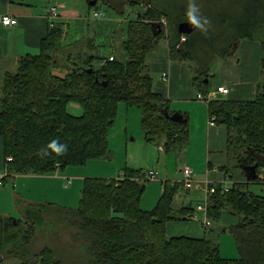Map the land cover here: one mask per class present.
<instances>
[{
    "label": "trees",
    "instance_id": "1",
    "mask_svg": "<svg viewBox=\"0 0 264 264\" xmlns=\"http://www.w3.org/2000/svg\"><path fill=\"white\" fill-rule=\"evenodd\" d=\"M128 2L134 6L136 0ZM195 3L198 17L202 23L206 18L207 23L196 27L184 42L178 26L188 22L189 6L177 0L171 7L159 5L156 0L145 1L151 4L150 9L139 13L140 17L129 25L130 37L124 47L126 62L113 57V61L109 58L94 68L93 58L79 57L81 64L68 61L72 68L65 77L53 73L57 63L53 52L58 50L55 42L61 37L56 35L53 39L57 29L50 26L41 53L22 57L17 72L6 74L3 80L0 136L4 139L6 159H13L6 162L8 177L47 175L106 159L110 152L107 136L120 103L142 110L147 141L166 140L168 149L184 147L188 126L172 122L162 113L168 104L152 92L146 55L157 50L161 39L168 38L172 59L185 62L187 58L198 64L194 86L198 93L206 95L209 82L205 78L209 77L213 60L227 59L243 40H257L264 48V0ZM164 16L166 23L162 21ZM261 65L264 73V59ZM69 104L81 106L83 114L71 115L67 111ZM208 108L210 117L227 127L239 166L258 164L257 174L262 173L264 84L255 101L220 98ZM62 145L67 146L66 151L58 152ZM147 182L143 170L124 168L116 180L87 179L77 208L33 205L25 211L24 220L0 216V264L8 259L17 260L18 264H42L39 254L32 257L30 241L26 240L32 226L42 223L46 207L76 221L78 234L88 245L95 264H264V195L249 189V184L264 185L259 177L251 182H235L227 193L218 187L208 199L210 220L219 221L226 209L241 219L231 229L240 253L238 259L222 258L219 245L207 237L168 238L166 224L178 220L177 213L187 216L191 209L176 211L173 204L182 185L164 182L157 205L150 211L143 210L141 199Z\"/></svg>",
    "mask_w": 264,
    "mask_h": 264
},
{
    "label": "crops",
    "instance_id": "2",
    "mask_svg": "<svg viewBox=\"0 0 264 264\" xmlns=\"http://www.w3.org/2000/svg\"><path fill=\"white\" fill-rule=\"evenodd\" d=\"M60 1L62 4L55 6L60 10V12L58 10L59 17L58 20H56V22L53 23V21H50L48 17L49 10L52 8L51 6L43 8L34 4H30L28 3L27 0L26 1L0 0V16L9 15L17 19V25H14L12 27H5L0 23V41H1L0 69L7 67L10 62L9 59L10 30H14L11 33L12 36H22L23 43L25 46H27V49L30 48L39 49L40 52L37 54L39 55L41 53L43 40L47 38L49 30L51 28L50 27L51 23L54 24L53 28L57 29L55 31V35L53 39L57 37L56 35H60L61 37L56 42L55 40H53L57 45L58 48L57 52L60 49H62L64 53V57L66 58L67 62L71 61L72 55H78V57L80 56L84 57L82 55V52H80V49L84 50L85 48L91 54L90 57H86V58H93L94 63L96 62L95 60H97L98 58L102 59L99 60V62H96L97 64H99L100 62H106L111 57H117L115 53H112V51L108 55L105 54L104 51L103 52L99 51L100 47H102L101 44L103 43L100 41V39L101 37H104L105 34L111 32V30L109 29L113 26L112 21L104 20L107 18V16L106 18L95 19L92 17L91 13L94 9H99L97 8L99 3L109 6L117 5L118 13H123L125 11V8L123 7L124 5L123 1L118 3L119 0H113V3L110 5L108 0H98L96 6H91L89 5V2L87 0L88 15L85 19H83L82 16L80 15L81 13L80 11L71 10V12H65L64 4L62 0ZM154 1L155 0L148 1V3H152ZM126 2L129 3L127 0ZM141 3L145 4V2H141ZM92 20H94L93 22H97L94 26H91ZM134 21L135 20H131L130 22H134ZM74 24H76L75 25L76 28L73 27ZM92 29L97 30V32L94 33V36L91 35ZM181 37L186 38L185 35H181ZM85 38L87 39L84 43L83 40ZM162 40H166L167 42V45L162 48V55L161 56L157 55L159 58L153 57L151 59H148L150 55L154 54L153 52H149L145 57V62H146L147 70L151 67L154 73H157L158 75L161 76V81H159L158 83H154L153 81L152 84L153 94L160 96L162 100L168 104V108L171 112L173 113L179 112L187 119L188 141L186 144L189 147L190 151L192 148L196 149V152L194 153L193 157L186 160V165H187L186 167L191 168L194 174H196L195 181L198 183V185H200V188L191 189L193 191L186 190L187 193H192L191 198L193 200L191 202H189L188 200L187 202L186 201L183 202L184 205L185 203H187L188 206L182 207V208L191 209L187 212V216H183L186 217L185 219L190 220L191 217L194 215L193 203H195V205L198 204L208 205L209 197L206 193L207 181L210 182L209 183L210 185L211 184L221 185L225 180L226 176H230L231 177L230 183L232 184L235 182L246 183L248 182L247 175L249 173L247 170H244L245 168L239 166V164L236 161H234L236 164L231 163L230 158H231L232 147L229 146V131L227 127L219 125L218 123H216V125L214 126L210 125L211 117L208 106L205 103H204L205 105H203V102L198 101L196 97L197 95L193 97L191 87L194 85V80L191 78L190 75L184 72V68L181 67L179 63L178 66H175L173 64L172 61L174 60L171 58L169 40L168 38ZM246 41L248 42L245 43V40L242 41L244 42L242 47H244V54L246 58L247 68L249 70H250L251 62H254V67L252 68V71L249 72V77L245 76L243 72H241L240 74L239 73L232 74L229 85L219 83L212 89H209L210 92L215 91L220 86H225L230 89V93L228 95L230 101L251 102L257 99L258 93L261 88V85L258 81H259V74L261 73V67H262L261 64L264 59L263 58L264 56H262L261 54L263 46L261 45L262 46L261 47L256 43H252L253 44L252 45L251 41L249 40ZM125 43L126 41L123 44ZM66 44L70 45L71 49H73L71 50V52L70 50H68L67 48L68 46H65ZM160 45L163 46V44L159 42L158 47ZM239 48H241V46H238L236 48L235 53L229 56L227 59L225 60L220 59V60L222 61L229 60V62L234 61V63L242 66L240 60L237 61ZM106 49H110V48H106ZM37 55H32L28 52L25 56H37ZM25 56H20V57L17 56L16 60L13 61V64L17 67V70L19 67L20 59ZM78 63L81 64V61H79ZM181 63L183 62H180V64ZM65 69L69 70L67 67H65ZM231 73L233 72L231 71ZM6 74H4L3 80ZM164 74L167 75L166 82L162 80V76ZM208 78H211V76L209 75ZM237 80L240 81L237 82ZM126 108L131 109L127 106ZM140 126L142 132H144L141 121H140ZM159 151L164 152L163 147H159ZM234 156H235V151L233 153V157ZM8 159H6L5 157L4 139L2 136H0V175L9 173L7 170V163H6ZM165 163H166V168L162 171L163 173L160 174H162L165 177V179H167L168 176L170 175L167 158L165 159ZM85 166H81V167H85ZM219 166H221L220 169H218ZM126 168L132 170L144 171L142 165L135 160L128 161ZM155 173L157 174V171ZM7 177L5 178L4 186L0 187V216L11 217L16 220H24V214L26 208L28 206H33V205L52 204L61 208H68V207H70L69 209L77 208L79 206V202L81 199L84 183L87 179H90V177H87L84 174L77 173L76 169H72V167H67L63 170L58 169L54 173L47 175L23 174V175H11L8 178ZM260 177L263 180L262 182H264V175L261 174ZM101 179L108 180L110 178H106V176H103L101 177ZM164 182H170L171 184L181 183L180 181H176V180H165ZM182 190H184L183 187ZM26 192L28 193V195L25 194ZM160 192H161L160 196H156V195L153 196L154 205L156 201L160 199L159 197H161L162 189ZM60 193L63 194L74 193L75 196L73 195V198H71L73 202L71 204H67L66 201L61 202V200H58L57 197ZM52 195H54L56 199H51L50 197ZM76 201H78V204H76L75 206ZM226 211L229 210L226 209ZM197 212L201 213L202 215L204 214L203 215V217L205 216L203 222L204 226L206 222H210L205 212L203 211H197ZM223 214L224 212L222 213L221 219L222 221H225L228 225H230L228 228L235 227L241 221V219L238 216L235 217L236 215L232 214V212L231 214L230 213H226V215ZM171 222L173 221L168 222L165 227V234L168 238L186 237L190 239L201 240L205 237L209 238L210 236L209 232H205L204 236L201 238H193L188 236L170 237L168 235L171 233L172 230V226L170 224ZM5 264H18V261L8 259L5 261Z\"/></svg>",
    "mask_w": 264,
    "mask_h": 264
},
{
    "label": "rangeland",
    "instance_id": "3",
    "mask_svg": "<svg viewBox=\"0 0 264 264\" xmlns=\"http://www.w3.org/2000/svg\"><path fill=\"white\" fill-rule=\"evenodd\" d=\"M17 1V0H15ZM26 1V0H25ZM28 3L37 5L39 7H55L61 3L60 0H27ZM126 1V0H125ZM124 2L123 7L125 11L123 13H118V6H109L102 3L98 4L100 10L106 12L107 18L104 20L112 21L113 26L109 29L111 30L110 33L105 34L104 37H101L100 41L103 42L101 44L99 51L105 54L115 53L117 58L120 61L126 62L128 60L127 54L124 52L125 41L129 40L128 29L131 20H137L139 13L145 12L146 10L150 9V5L144 3H138V0L135 2V6H131L127 2ZM128 1V0H127ZM132 1V0H131ZM135 1V0H133ZM143 1V0H140ZM146 1V0H145ZM143 1V2H145ZM159 5H163L166 7H171L174 5L176 0H156ZM181 1L184 6H190L193 0H177ZM65 12H71V10L80 11V15L83 19H85L88 15V7H87V0H62ZM134 4V3H133ZM143 4V6H142ZM150 6V7H149ZM57 10H59L57 8ZM60 12V10H59ZM162 21L166 23V17H162ZM58 20V18L56 19ZM53 21V23L56 22ZM91 21V26H94L97 22ZM130 22V23H129ZM159 23V22H158ZM74 24V28H76ZM14 30H10L9 36V59L10 62L7 67L0 69V102L2 99V86H3V76L6 73L15 74L17 72V67L13 64V61L16 60L17 56H25L28 52L32 55H37L40 50L39 49H27V46L23 43L22 36H12L11 33ZM96 29L91 30V35L94 36L96 33ZM171 37V36H170ZM87 38L83 40L85 43ZM166 39V38H163ZM69 41V40H67ZM1 42V41H0ZM248 41L245 40V43ZM160 43L163 46H159L156 51H154L152 55L149 56L148 59L153 57H158L157 55H162V48L167 45L166 40H160ZM252 43H256L260 45L259 41H251ZM244 42L240 44L241 48L238 50V57L237 61L240 60L242 66L234 63V61H222L220 59L213 60L211 64L209 75V84L208 88L212 89L217 84H228L231 80L232 74H240L243 72L245 76L249 77V72L252 71L254 67V62L250 64V70L247 68L246 58L244 54V47H242ZM253 45V44H252ZM64 46V45H63ZM68 46V50L71 49L70 45ZM110 46V47H109ZM262 47V46H261ZM110 48V49H106ZM178 48V47H177ZM161 51V52H160ZM171 51V49H170ZM69 52V53H70ZM82 55L81 59H85L86 57H90V53L86 48L84 50L80 49ZM160 52V53H157ZM56 54L55 59L57 63H55V67L53 68V73L55 75L65 77L68 74V71L72 68L71 65H68L66 58L64 57V53L62 49L58 52H53ZM68 53V54H69ZM262 56H264V48H262L261 52ZM106 56V55H103ZM159 58V57H158ZM172 58V57H171ZM264 58V57H263ZM174 60V59H173ZM187 60V61H186ZM81 61L78 55H72L71 63H78ZM236 61V62H237ZM175 66L181 65L184 68V72L190 75L191 78L194 80L196 77L195 69L199 68L198 64L192 62L191 60L185 58V62L180 64V61H172ZM67 67L69 70L65 69ZM94 68H99V64L95 62L93 65ZM149 75L152 76L154 83H158L161 81V76L157 73L152 71L150 67L148 69ZM231 71L233 73H231ZM63 75V76H62ZM229 80V81H228ZM233 81V80H232ZM240 80H237L239 82ZM260 85L264 84V73L261 67V73L259 74V81ZM193 97L197 95V91L195 86L191 87ZM210 92V91H209ZM224 100H229V96H221ZM203 105H205L203 103ZM173 110V109H172ZM67 111L76 117H80L83 114V110L81 106L78 104H69L67 107ZM173 114V113H172ZM140 121L142 123V110L137 107H131V109L126 108L124 103H120L118 109V116L117 119L109 130L107 140H108V148H109V155L104 160H95L91 161L89 165L85 167H72V169H76L77 173L84 174L90 178H98L106 176V178H110L108 180H116L122 176L123 169L126 168L127 162L131 160L138 161L142 168L144 169L145 173L148 172H156L157 171V178L156 180L149 181L146 183V189L141 199V208L145 211L152 210L155 205L153 204V196H160L161 185L162 182L165 180H176V181H183V169H185L186 160L193 157L196 149L189 150L187 144L183 148H176L168 149L164 140H153L147 141L145 139V133L142 132ZM166 142V140H165ZM235 142V141H234ZM231 150V163L236 164V161L233 157L234 147ZM159 147H163L164 152L159 151ZM191 152V153H190ZM168 159V166H169V173L167 179L160 174L163 173L162 171L166 168L165 159ZM230 167V166H229ZM231 169V168H230ZM262 173L259 175H264V169H262ZM196 175V174H195ZM107 180V179H105ZM264 183V182H263ZM5 184V182H4ZM183 186V185H182ZM232 186V185H230ZM249 189L251 191H255L258 194L264 195V185L259 184H249ZM185 190V189H184ZM182 190V187L175 197L174 201V208L176 211L180 210L182 207L188 206L187 200L191 202L193 199L191 198L192 193H187L186 190ZM193 191V190H191ZM25 194L28 195L26 192ZM74 193L72 194H63L60 193L57 197L58 200L61 202H65L67 204H71L73 201ZM75 196V195H74ZM51 199H56L54 195L50 197ZM160 198V197H159ZM45 200V199H42ZM78 204V201H76ZM33 206H28L26 208L29 209ZM197 205L193 203L194 215L191 217L190 220L185 219L186 217H181L177 213L178 220L171 222L172 230L171 233L168 235L172 236H188L193 238H201L204 236L205 232H209V238L214 242L215 245H219L220 247V254L221 257L224 259H238L240 258V253L235 241L233 234L231 233V228H228V225L225 221H212L208 218L211 222V227L206 229L203 225L205 216L196 211ZM70 208V207H68ZM45 212L43 221L40 225L32 226L33 229L30 232L29 239L26 241H30L31 245V253L32 257L35 258L37 254L41 256L42 264H95L92 261V257L88 253V245L85 244L83 238L78 234V229L75 226L76 221H72L69 217L59 214V212L55 208H47ZM229 210V209H228ZM226 213H230L231 211H224L223 215ZM234 216V215H233ZM198 217V219H197ZM237 217V216H235ZM183 221V222H182ZM30 226H26L28 229ZM26 230V229H25ZM226 230V232H225ZM180 232V233H179ZM225 232V233H224ZM38 256V257H39Z\"/></svg>",
    "mask_w": 264,
    "mask_h": 264
},
{
    "label": "built area",
    "instance_id": "4",
    "mask_svg": "<svg viewBox=\"0 0 264 264\" xmlns=\"http://www.w3.org/2000/svg\"><path fill=\"white\" fill-rule=\"evenodd\" d=\"M92 17L95 19H100V18H106L107 14L106 12L100 10V9H94L92 11ZM49 20L50 21H54L59 17V13L57 10V7H52L49 10ZM0 23L2 25H4L5 27H12L14 25H17V19H15L14 17H11L9 15H2L0 16ZM54 24L51 23V26H53ZM186 40V38H182V41L184 42ZM180 46H178L179 48ZM111 61H113V57L110 58ZM162 80L164 82L167 81V75L164 74L162 76ZM230 93V89L225 87V86H220L218 87L215 91L210 92L208 94H203V93H198L197 94V100L200 102L205 103L207 106H209V104L213 101L218 100L221 96H228ZM210 125L214 126L216 125V120L215 117L211 118L210 121ZM8 162H12L13 159L9 158L7 160ZM221 166L218 167V169H220ZM8 173H5L3 175H0V187L4 186V182H5V178L7 177ZM183 175H184V179L183 181H181V184L183 185L182 187L185 190H191V189H198L200 188V185H198V183L195 181V174L193 172V170L189 167H185V169H183ZM259 180L263 181L260 177V175L258 176ZM157 178V174L153 171L146 173V179L149 181H153L156 180ZM231 182V177L230 176H226L225 180L223 181V183L221 185H214V184H209L210 182L207 181V195L208 197H210L211 195L215 194L217 191V188L220 187L222 189L223 193H227L230 190V186L232 183ZM207 209H208V205L207 204H198L196 207V211H203L206 213L207 215ZM206 228H209L211 226L210 222H206L205 223Z\"/></svg>",
    "mask_w": 264,
    "mask_h": 264
},
{
    "label": "water",
    "instance_id": "5",
    "mask_svg": "<svg viewBox=\"0 0 264 264\" xmlns=\"http://www.w3.org/2000/svg\"><path fill=\"white\" fill-rule=\"evenodd\" d=\"M149 1H153V0H149ZM88 2H89V5L96 6L98 3V0H94V1L88 0ZM159 29H160V26H159ZM195 31H196V26H193L189 22L182 23L178 26V32L180 35H185V36L191 35ZM235 51H236V49L231 53V55L234 54ZM90 72H92V70H90ZM208 81H209V78L206 77L205 82L208 83ZM162 113L164 114V116L167 119H169L172 122L182 123V124H187V122H188L187 119L182 114H180L179 112H175L173 114H170L168 108H165L164 110H162ZM244 168H245L244 170H247L249 173L247 175V179L249 181L256 180V178L258 177V174H257L258 164L254 165V166H250V167H244Z\"/></svg>",
    "mask_w": 264,
    "mask_h": 264
},
{
    "label": "clouds",
    "instance_id": "6",
    "mask_svg": "<svg viewBox=\"0 0 264 264\" xmlns=\"http://www.w3.org/2000/svg\"><path fill=\"white\" fill-rule=\"evenodd\" d=\"M197 12H198V7H197V4L195 3V0H193V2L189 6V10L187 13L188 22L192 24L193 26L202 28L204 26V23H207V20L205 18L204 22L202 23L201 18L198 17L197 15ZM53 145H55V143H53ZM66 149H67V146L62 145L60 146V148L57 149V151L58 152L61 150L66 151Z\"/></svg>",
    "mask_w": 264,
    "mask_h": 264
},
{
    "label": "flooded vegetation",
    "instance_id": "7",
    "mask_svg": "<svg viewBox=\"0 0 264 264\" xmlns=\"http://www.w3.org/2000/svg\"><path fill=\"white\" fill-rule=\"evenodd\" d=\"M121 1H123V0H119L118 1V3H120ZM125 1V0H124ZM147 1H149V0H147ZM108 2H109V4L111 5L112 3H113V0H108ZM126 2V1H125ZM140 1H138V3H139ZM124 3V2H123Z\"/></svg>",
    "mask_w": 264,
    "mask_h": 264
},
{
    "label": "bare ground",
    "instance_id": "8",
    "mask_svg": "<svg viewBox=\"0 0 264 264\" xmlns=\"http://www.w3.org/2000/svg\"><path fill=\"white\" fill-rule=\"evenodd\" d=\"M52 27H54V26H52Z\"/></svg>",
    "mask_w": 264,
    "mask_h": 264
}]
</instances>
